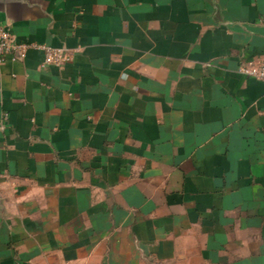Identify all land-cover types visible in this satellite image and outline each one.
<instances>
[{
  "label": "crops",
  "instance_id": "1",
  "mask_svg": "<svg viewBox=\"0 0 264 264\" xmlns=\"http://www.w3.org/2000/svg\"><path fill=\"white\" fill-rule=\"evenodd\" d=\"M0 264H264V0H0ZM68 60L42 64L44 50Z\"/></svg>",
  "mask_w": 264,
  "mask_h": 264
},
{
  "label": "built area",
  "instance_id": "2",
  "mask_svg": "<svg viewBox=\"0 0 264 264\" xmlns=\"http://www.w3.org/2000/svg\"><path fill=\"white\" fill-rule=\"evenodd\" d=\"M30 44L24 42H14L12 35L5 28L0 27V64L9 55L13 60L24 53ZM44 50L42 64L60 65L68 60L67 55L61 48L36 45ZM239 72L247 77H251L264 82V55L258 59L250 60L239 66Z\"/></svg>",
  "mask_w": 264,
  "mask_h": 264
},
{
  "label": "water",
  "instance_id": "3",
  "mask_svg": "<svg viewBox=\"0 0 264 264\" xmlns=\"http://www.w3.org/2000/svg\"><path fill=\"white\" fill-rule=\"evenodd\" d=\"M0 27L5 28L6 30L9 31V33L12 35V38H13L14 42H22V40L18 39V35L16 34L12 23H10V22H2V23H0Z\"/></svg>",
  "mask_w": 264,
  "mask_h": 264
}]
</instances>
